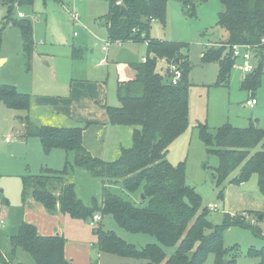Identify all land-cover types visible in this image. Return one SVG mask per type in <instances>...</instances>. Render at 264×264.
<instances>
[{
	"label": "trees",
	"instance_id": "16d2710c",
	"mask_svg": "<svg viewBox=\"0 0 264 264\" xmlns=\"http://www.w3.org/2000/svg\"><path fill=\"white\" fill-rule=\"evenodd\" d=\"M107 1L109 11L105 25L110 42L143 39L147 44L146 60L129 63L124 77L119 78V104L107 106L112 124L134 127L133 144L122 147L117 159L107 161L94 157L84 146L85 125L36 126L27 115L20 116L26 124L27 135L37 137L46 153L54 148L67 153L63 169L45 167L39 174L21 176L23 200L32 198L50 213L61 212L86 221L98 213L102 219L111 216L127 232L156 238L157 242L139 248L99 222L93 228L98 251L134 260L119 264H203L211 253L215 255L214 264H224V258L234 264L236 257L231 256L234 249L225 247L223 232L237 223L229 222L226 213L221 225L213 224L201 195L186 183V164L182 161L174 165L167 158L171 144L189 127L190 72L193 69L189 54L183 51L187 43L150 37L154 22H166L169 0H120L121 4L117 0ZM173 1L180 3L186 13L194 15L197 5L208 0ZM219 1L223 9L217 23L226 30L228 38L218 48L214 45L206 48L202 60L218 63L217 83L227 85L236 61L232 45H251L258 57V65L253 73L243 76L242 88L255 92L261 86L264 74V0ZM33 2L18 0L20 6ZM13 9L12 4L8 5L7 17L21 32L26 69L30 70L35 49L33 23L25 18L13 20ZM3 29H0L1 35ZM80 56L81 53L75 55ZM160 60L175 63L181 69L182 77L176 84L169 81V72L163 75L158 70ZM0 99L13 110L27 111L32 104L30 94L8 83L0 84ZM197 127L207 151L219 157L217 185L240 167V175L235 181L243 183L257 174L258 187L264 195V128L253 121L245 128L226 124L214 132L207 124L198 123ZM76 168H85L93 177L102 179L101 200L94 197L90 204H85L78 197L76 185L68 177ZM117 184L129 198L111 189ZM135 193L141 195L143 204H137L131 198ZM219 196L224 197L223 190ZM10 240L13 255L18 247L23 248L35 264H72L65 256L67 239L64 235H42L36 225L23 221ZM169 250H172L171 254ZM248 254L256 258L258 264H264V246L260 249L251 247ZM0 264L21 262H10L0 253Z\"/></svg>",
	"mask_w": 264,
	"mask_h": 264
},
{
	"label": "rangeland",
	"instance_id": "374dc122",
	"mask_svg": "<svg viewBox=\"0 0 264 264\" xmlns=\"http://www.w3.org/2000/svg\"><path fill=\"white\" fill-rule=\"evenodd\" d=\"M11 4L14 8L11 14L13 20L25 18L34 24L37 45L36 54L31 59L30 74L26 73L21 32L12 27V20L7 17L8 5ZM222 9L223 5L219 0H208L197 5L194 15H189L180 3L169 0L166 22H154L150 30L152 38L187 43L183 51L189 54L193 68L190 72L192 87L189 94V127L171 144L167 158L174 165L182 161L186 164V183L201 195L209 212L208 218L213 224L221 225L226 213L229 222L237 223L223 232L225 247L231 248V251L234 249L231 253V256L236 257L234 264H258V260L248 254L251 247L260 249L264 246V195L258 187V176L253 174L243 183L236 182L235 179L240 175L239 167L218 186L215 176L216 167L220 164L219 157L207 151L197 127L198 123L207 124L214 132L216 128L226 124L245 128L253 121L258 127L264 128V74L261 86L252 92L242 88V72L237 67L232 69L229 84L221 85L217 83L218 64L202 60L206 48L212 45L218 48L228 38L226 30L217 23ZM108 11L107 0H34L32 5L24 6H20L18 0H8L6 3L0 0V29L7 26L0 34V54L10 57L6 64L0 65V82H13L16 85L17 80L26 79L33 90L49 92L59 87L56 82L67 79L69 70L76 63L99 72L116 60L141 61L147 56V44L143 39L110 42L108 52L102 51L104 44L109 42L108 33L103 26ZM20 12L24 16H20ZM73 14L79 15V23H72ZM72 45L88 48L81 61L72 58ZM104 55L109 57L108 65L103 68L95 66ZM157 68L166 75L169 64L160 60ZM21 88L23 89V84ZM252 98L256 103L253 106L247 105V101ZM8 135L15 136L12 130L0 132V253L10 262L35 264L31 255L23 248L18 247L16 254H12L10 237L17 233L23 221L28 220L25 209L30 203L23 200L20 180V175L26 172L25 163L28 161L32 170L25 174H39L46 157L37 153L35 143L38 142H29L34 147L17 144L16 140L7 145L5 138ZM39 145L42 151L40 142ZM68 177L71 180V176ZM71 181L75 183L77 195L85 204H90L94 197L101 200L102 179L93 177L87 169L77 168ZM111 189L129 198L119 184L111 186ZM221 190L224 197L219 196ZM131 198L137 204L144 203L139 193L132 194ZM211 205L216 208L211 210ZM63 218L58 221L56 218V228L62 226L72 248L79 250L78 245H90L91 264L134 262L133 259L116 254L100 253L97 249V235L93 231L95 226L90 220L73 218L68 214H64ZM99 222L139 248L147 243L157 242L151 235L125 231L111 216H105L96 226ZM168 253L171 254L172 250ZM225 259L228 260L224 258L223 262ZM214 263L215 255L211 253L203 264Z\"/></svg>",
	"mask_w": 264,
	"mask_h": 264
},
{
	"label": "crops",
	"instance_id": "0c3cea01",
	"mask_svg": "<svg viewBox=\"0 0 264 264\" xmlns=\"http://www.w3.org/2000/svg\"><path fill=\"white\" fill-rule=\"evenodd\" d=\"M103 26L107 31L105 22L103 23ZM6 27L7 26H4V28ZM75 35H77L76 32ZM34 40L35 49L33 57L36 54L37 45L35 34ZM20 41L22 42L21 45L23 47V41L21 38ZM103 47L102 51L104 53L108 52L109 46L106 51L103 50ZM77 48H80V50H77ZM87 49L88 48L81 45H72V58L81 61L84 58ZM77 53H81V56L75 57ZM104 58L106 59V62L100 64ZM144 58H146V56H144L141 61H143ZM9 60V55L0 54V65L6 64ZM108 63L109 57L104 55L95 63V66L103 68V66L108 65ZM129 63L134 62L116 60L114 64L108 65L107 68L104 67L106 69L99 72L92 70V67H81V65H78L79 63H76L69 70V76L67 79L65 81L61 80V82H56L59 84V87L56 90L49 92H38L33 90L34 88L26 79H23V81L17 80L16 86L20 91L31 95L32 104L27 111L13 110L8 108L0 99V132L12 130L15 135L13 137L9 136L10 134L6 136L11 138L10 142H7L5 138V141L7 142L6 144H13V140H16L15 142L17 144L34 147L31 143L30 145L29 142H38L35 143L37 153L45 155L46 157L41 164V170L45 167L57 170L63 169L67 153L60 148H54L49 153H46L43 147H41L42 151H40V140L35 136H28L26 124L19 119L20 116L27 115L30 121L36 126L51 125L75 127L85 125L83 130V144L91 155L107 161L117 159L120 156L122 147L132 146L134 127L129 125L112 124L108 116L107 106H115L119 104V78L124 77L125 68L127 65H130ZM46 64H48V62H46ZM26 73L30 74L31 68L30 70L26 69ZM127 75H129V73H127ZM243 76L244 74L242 73V79ZM2 83L15 84L13 82H0V84ZM22 84L23 89L21 88ZM35 139L38 141H34ZM30 165L31 164L26 161V172L20 175V180L22 175H25L28 171H32ZM76 172L77 168L71 172V180L72 175H76ZM26 201L30 203V206L25 209V215H27L26 218L28 219L27 222L36 225L40 234L47 236L56 234L64 235L62 226L58 229L56 228L57 224H55L58 219H64L63 213H50L45 207L35 202L32 198H28ZM77 247L79 250L72 248L71 242L67 240L65 247L66 258L69 259L72 264H91L89 254L91 251L90 245L86 247L78 245Z\"/></svg>",
	"mask_w": 264,
	"mask_h": 264
},
{
	"label": "built area",
	"instance_id": "2783aa9c",
	"mask_svg": "<svg viewBox=\"0 0 264 264\" xmlns=\"http://www.w3.org/2000/svg\"><path fill=\"white\" fill-rule=\"evenodd\" d=\"M118 4H121V1L117 2ZM20 16H24L22 12L19 13ZM73 22L78 23L79 22V15L78 14H73ZM262 43H264V38L262 40ZM110 44L109 42H106L105 46L103 47V50L106 51L108 49V46ZM232 51L233 55L236 59L234 63V67H237L239 70L242 71L244 75L253 73L255 69L257 68L258 65V57L256 56L254 50L252 49L251 45H244V44H234L232 45ZM146 58H144L143 61H145ZM106 62V59L104 58L100 64H104ZM168 79L171 83L176 84L182 77V71L178 67L177 64L171 63L169 64V69H168ZM256 103V100L254 98L249 99L247 101V105L253 106ZM11 138L6 137V141L10 142ZM216 207L211 205L210 209L214 210ZM102 219L101 215L98 213L93 216V218L90 220V223L92 225H96L98 221Z\"/></svg>",
	"mask_w": 264,
	"mask_h": 264
},
{
	"label": "water",
	"instance_id": "95a60500",
	"mask_svg": "<svg viewBox=\"0 0 264 264\" xmlns=\"http://www.w3.org/2000/svg\"><path fill=\"white\" fill-rule=\"evenodd\" d=\"M123 10H125V8H123ZM142 198H143V195H142ZM224 264H228V260L227 259L224 260Z\"/></svg>",
	"mask_w": 264,
	"mask_h": 264
}]
</instances>
